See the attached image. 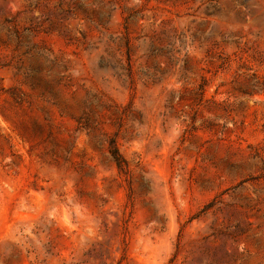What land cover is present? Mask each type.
<instances>
[{"label": "rangeland", "instance_id": "374dc122", "mask_svg": "<svg viewBox=\"0 0 264 264\" xmlns=\"http://www.w3.org/2000/svg\"><path fill=\"white\" fill-rule=\"evenodd\" d=\"M0 264H264V0H0Z\"/></svg>", "mask_w": 264, "mask_h": 264}]
</instances>
